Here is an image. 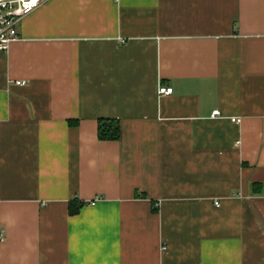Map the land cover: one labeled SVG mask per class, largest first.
<instances>
[{"label": "crops", "instance_id": "crops-1", "mask_svg": "<svg viewBox=\"0 0 264 264\" xmlns=\"http://www.w3.org/2000/svg\"><path fill=\"white\" fill-rule=\"evenodd\" d=\"M17 32L0 264H264V0H49Z\"/></svg>", "mask_w": 264, "mask_h": 264}, {"label": "built area", "instance_id": "built-area-1", "mask_svg": "<svg viewBox=\"0 0 264 264\" xmlns=\"http://www.w3.org/2000/svg\"><path fill=\"white\" fill-rule=\"evenodd\" d=\"M49 0H0V53L7 52L18 39L17 26L20 21ZM172 94V88L159 87V96ZM218 115V112H214ZM239 123V120L232 119Z\"/></svg>", "mask_w": 264, "mask_h": 264}, {"label": "trees", "instance_id": "trees-1", "mask_svg": "<svg viewBox=\"0 0 264 264\" xmlns=\"http://www.w3.org/2000/svg\"><path fill=\"white\" fill-rule=\"evenodd\" d=\"M73 124L75 122H69ZM97 136L100 141H117L120 137V126L117 120L99 119L97 126ZM83 205L81 203L70 202L68 204V214L78 213Z\"/></svg>", "mask_w": 264, "mask_h": 264}]
</instances>
